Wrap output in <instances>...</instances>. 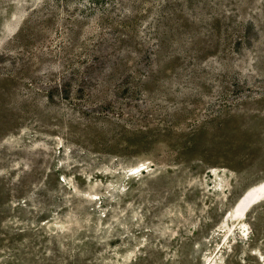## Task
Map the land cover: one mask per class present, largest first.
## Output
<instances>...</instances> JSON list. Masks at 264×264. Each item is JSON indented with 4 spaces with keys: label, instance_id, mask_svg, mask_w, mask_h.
<instances>
[{
    "label": "rangeland",
    "instance_id": "obj_1",
    "mask_svg": "<svg viewBox=\"0 0 264 264\" xmlns=\"http://www.w3.org/2000/svg\"><path fill=\"white\" fill-rule=\"evenodd\" d=\"M264 0H0V264H264Z\"/></svg>",
    "mask_w": 264,
    "mask_h": 264
},
{
    "label": "bare ground",
    "instance_id": "obj_2",
    "mask_svg": "<svg viewBox=\"0 0 264 264\" xmlns=\"http://www.w3.org/2000/svg\"><path fill=\"white\" fill-rule=\"evenodd\" d=\"M264 201V180L248 188L239 198L233 209L225 216V221L230 219L242 221L246 214L255 205ZM247 218V216H246Z\"/></svg>",
    "mask_w": 264,
    "mask_h": 264
}]
</instances>
